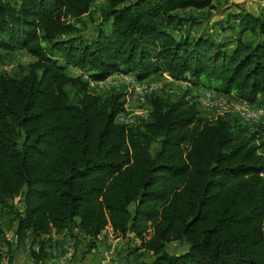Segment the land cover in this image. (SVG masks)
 <instances>
[{
	"label": "trees",
	"instance_id": "trees-1",
	"mask_svg": "<svg viewBox=\"0 0 264 264\" xmlns=\"http://www.w3.org/2000/svg\"><path fill=\"white\" fill-rule=\"evenodd\" d=\"M97 1L0 0V52L33 59L21 77L0 74V240L11 246L3 225L38 242L37 264L52 231L90 251L109 228L138 241L137 264H264V124L202 118L189 96L264 112V2L106 0L88 39L79 25ZM114 74L189 86L171 102L145 95L148 117L124 124L125 91L91 92Z\"/></svg>",
	"mask_w": 264,
	"mask_h": 264
},
{
	"label": "rangeland",
	"instance_id": "rangeland-1",
	"mask_svg": "<svg viewBox=\"0 0 264 264\" xmlns=\"http://www.w3.org/2000/svg\"><path fill=\"white\" fill-rule=\"evenodd\" d=\"M105 2L106 0H98L92 6L89 15L83 17V25H79V27L82 28L84 36L88 39H90V37L96 32V23L98 22L99 16L98 11L100 7L105 4ZM177 14H180L184 17L192 15L194 17L200 18V16H203L202 12L192 13V11H185L181 13L178 12ZM192 31L194 33L200 31L199 26L192 27ZM181 32L182 30L180 31V33ZM32 60L33 59L28 56L25 52H0V74H6L15 78L21 77L27 72L28 66L33 62ZM69 73L72 76H77L80 74V72L75 69L70 70ZM116 78L117 81L112 82L110 81V79H108L107 81L100 82L103 83L102 85L100 83H92L91 92L95 94L104 95L112 90H117L121 92L125 91L123 106L125 114L123 115V117L121 116V118H123L122 120L124 121V124L133 122L134 117H141L144 119L148 117L149 109L147 107V104L149 98L147 97L146 101V98H144L145 95L153 93L162 97L165 96L166 99L164 98V100L171 102L178 99L183 94V92L186 91V86H189L188 84L185 85L183 82L175 81L173 79L165 77H154V79L150 82H136L132 77L128 76ZM94 88H96L97 90ZM134 90H139V95L144 96H134ZM189 96L192 102L196 103V107L200 109L199 115L202 118H212V116H215L216 114L222 115L223 113H226L230 110L232 112H238L241 117H243L245 120H250L249 122L247 121L248 124L257 123L260 121H262L261 123L264 124V113L255 109L254 106L246 105V110L251 114H245V112H240V107H238V104L240 103L238 101L228 98L226 96L216 94L211 90H193ZM69 97L72 101H75L77 98L73 90H69ZM209 103L213 104H210L209 106ZM262 140H264V134ZM15 203L17 204L19 202L16 201ZM0 223L2 224L1 220ZM2 227H4L3 229H6L3 231L2 235H4V233H11L10 229H7V227L3 225ZM115 239L116 238L113 237V241H115ZM120 241H116V244H119ZM117 246L118 245H116L114 248V252L116 253L115 258L120 257V254L123 252H121V250H118ZM186 248L187 247L185 245L171 243L168 245L167 250L169 253L172 254H180L183 253ZM139 260L149 262L150 260H152V258L149 254L145 253V255L143 254Z\"/></svg>",
	"mask_w": 264,
	"mask_h": 264
},
{
	"label": "crops",
	"instance_id": "crops-1",
	"mask_svg": "<svg viewBox=\"0 0 264 264\" xmlns=\"http://www.w3.org/2000/svg\"><path fill=\"white\" fill-rule=\"evenodd\" d=\"M234 2L237 4H244L247 10L254 12L256 7L263 3L264 0H234ZM124 76L133 78L131 75L114 74L108 79L113 82L117 81L116 77ZM154 77L156 76L150 77L142 82H150ZM122 119L121 117H117L116 121L121 123L123 122ZM6 235L8 234L4 233L3 236L6 237ZM26 236L30 237L29 232ZM113 237L116 238L115 241H113ZM43 241H46V258L37 264H137L138 262L133 256L128 257L130 251L138 245V241L134 239L128 241L118 238L109 228L105 229L97 237L95 247L90 251L85 248L87 240L82 235H78L75 241L65 235V233L56 234L52 231L49 235L43 236L42 242ZM116 241H120L119 244H116ZM9 243V245H11L10 247H7L5 242H3L2 246L0 244V264H8L9 262L10 264H32L29 261V246L34 242L32 243L30 239H27L20 244L17 242ZM116 245H118V250H121V252L123 251L118 258H115L116 253L114 252ZM108 255H110L109 258ZM126 257L127 260L125 259Z\"/></svg>",
	"mask_w": 264,
	"mask_h": 264
},
{
	"label": "built area",
	"instance_id": "built-area-1",
	"mask_svg": "<svg viewBox=\"0 0 264 264\" xmlns=\"http://www.w3.org/2000/svg\"><path fill=\"white\" fill-rule=\"evenodd\" d=\"M101 85L103 83H100ZM185 85H187V83H184ZM134 96H144V95H139V90H134L133 92ZM145 97V96H144ZM210 104H213V103H209V106ZM238 107H240V112H245V114H251L249 113L246 109H247V106L245 104H238ZM258 111H261L263 112L262 110H258ZM264 113V112H263ZM256 117V116H255ZM4 239L7 241V242H15V237L13 236L12 233L6 235V237L4 236ZM1 246L3 245V241L0 242ZM35 252V253H38L39 252V246H37V242L33 243L31 246H29V261L32 263V264H35L34 263V259L30 256V252ZM110 256H108L109 258Z\"/></svg>",
	"mask_w": 264,
	"mask_h": 264
}]
</instances>
